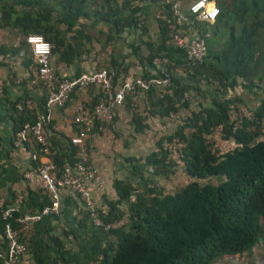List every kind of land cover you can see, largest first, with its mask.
<instances>
[{
    "label": "trees",
    "instance_id": "1",
    "mask_svg": "<svg viewBox=\"0 0 264 264\" xmlns=\"http://www.w3.org/2000/svg\"><path fill=\"white\" fill-rule=\"evenodd\" d=\"M86 1L0 0V27L18 29L23 34V41L30 33L42 35L51 44L50 59L53 57L54 63L65 65L89 53L92 40L103 49L111 41L121 39L123 32L139 30L136 40H141L146 32L144 22L148 10L145 6L132 5L137 0H122L120 4H116L115 0H101L94 8ZM148 1L155 4L156 40L140 41L145 54H142L139 42L130 44V47L138 60L142 77H146L149 69L154 67V57H165L168 61L166 66L171 91L159 96L152 88L144 97L151 112L160 117L171 111L187 110V114L181 117V123L164 138L178 136L185 142L182 169L190 180L172 193H164L161 187L144 181L143 166L155 175L172 170L169 167L171 164L165 163L166 154L161 147L163 138L156 141L157 149L142 161L129 158L136 183L115 179L116 199L108 202L107 210L98 209L103 222L117 220L124 214L127 216L122 226L103 232L107 239L100 249L99 263L211 264L222 256L236 253L249 255L251 246L262 239L264 233V130L259 126L264 101L253 109L252 120H243L240 127L232 131L228 106L239 103L241 98L236 95L226 97V91L237 84V78L242 87L250 90L254 79L259 82L264 77V56L259 55L264 52V41H256L254 29L247 28L244 16L250 9L262 11L264 0H228V4L226 0H214L219 9L214 22H195L205 34V54L202 61L194 66L186 65L184 53L172 44L165 21L155 18L157 0ZM234 21L242 23L237 36L232 25ZM258 23L263 26L264 18ZM97 25L104 26L105 30L95 29ZM219 25L223 28L228 26L229 41L220 54H212L206 30L208 27L219 28ZM68 32L71 33L69 37L66 36ZM100 34L104 35L103 39L99 38ZM125 58L122 56L119 59L115 53L109 52L105 67L113 69L117 79L128 74L132 67ZM29 63H32L31 59L27 60ZM189 68L191 74H188ZM78 74L79 71H76L73 75ZM199 78L204 79L207 86L204 92L197 86ZM184 92L189 97L182 99ZM190 92L195 99L201 93L203 96L208 93V103L203 105L197 101L196 108H189ZM133 110L136 111V108ZM9 111L15 114L13 137L23 123H32L37 112H30L29 117L30 110L23 105L18 108L15 101L10 102ZM141 120L140 115L135 113L134 131L142 130ZM98 123L95 122L94 128ZM219 123L223 124V139L227 141L230 138L234 143L225 152L212 150L203 137L210 127ZM185 127L190 128L188 133L184 132ZM49 144L54 151L56 167L60 168L73 159L74 147L69 139L64 143L62 152L50 141ZM210 177L217 182L204 181ZM134 190V200L129 201V195ZM47 203L48 197L41 189L29 190L23 195L22 206L30 211L39 210ZM120 204H124L125 209H120ZM18 214L15 212L13 216ZM83 219L88 220L85 210ZM3 223L0 218L2 237ZM11 223L17 225L13 221ZM55 245L60 251V244L56 241ZM25 246L26 250L30 248L28 244ZM45 247V244H32V264H46L43 256ZM61 256L62 251L59 252Z\"/></svg>",
    "mask_w": 264,
    "mask_h": 264
},
{
    "label": "built area",
    "instance_id": "2",
    "mask_svg": "<svg viewBox=\"0 0 264 264\" xmlns=\"http://www.w3.org/2000/svg\"><path fill=\"white\" fill-rule=\"evenodd\" d=\"M157 5L155 18L165 21L170 30L171 42L184 53L186 65L194 66L200 63L205 54V34L195 22H214L219 13L215 1L192 0L186 11L181 9L180 0H157ZM24 41L32 56V63L29 66L32 82L42 86L45 98L42 109L35 113L32 123H23L15 132L13 144L17 149L24 151L32 163L31 168L23 173V177L28 181H34L35 186L47 195L48 203L39 210L27 209L13 216L22 208L23 196L16 194L6 204L0 199V218L4 221L2 230L4 247L0 249V264H26L22 256L27 250L20 238L33 222L48 214H58L61 191H70L77 196L80 208L86 211L90 224L102 233L118 228L127 221V216L123 215L117 220L103 222L98 214V207L90 189L97 172L89 165L87 138L92 133L95 122H110L114 109L126 98L135 105L138 99L152 88L156 89L159 96L171 91L166 66L168 61L165 57L153 58L154 67L149 69L146 77L129 71L117 79L115 71L105 66L94 67L78 75L60 76L51 66V44L42 35L30 33L25 35ZM191 71L189 68L188 74H191ZM89 87L96 90V100L92 105L82 103L76 105L72 120L77 130L70 141L74 147V157L58 168L53 160L54 151L48 141L47 129L52 119V111L55 107L63 105L72 92L84 91ZM188 97L189 95L184 92L182 99ZM228 109L232 131L239 128L243 120L253 119V111L242 104L230 103ZM166 119L174 123L173 131L181 123V116L177 112H169ZM259 126L264 130V117L259 119ZM189 130V127H185L184 132L188 133ZM223 136L221 123L210 127L203 134L212 150L217 147L222 149L225 145L229 149L233 147L232 140L229 138L226 141ZM184 144L183 139L178 136L162 139L161 147L166 154L165 163L171 164L169 167H182ZM135 192L136 190L129 195V201L134 200ZM11 221L17 225L13 226ZM251 251L250 256L236 253L222 256L211 264H264V239L254 244ZM89 264H100L99 258Z\"/></svg>",
    "mask_w": 264,
    "mask_h": 264
},
{
    "label": "crops",
    "instance_id": "3",
    "mask_svg": "<svg viewBox=\"0 0 264 264\" xmlns=\"http://www.w3.org/2000/svg\"><path fill=\"white\" fill-rule=\"evenodd\" d=\"M180 4L181 9L186 11L188 4H184L183 0H180ZM132 5L145 6L146 9H150L151 6L155 7L154 2L148 0L145 2L137 0ZM70 35L71 33H66L67 37ZM91 44L93 45L89 53L83 54L78 61L69 65L54 63L52 57L50 61L54 72L60 76H72L76 71L80 74L94 67L105 66L100 63L98 55L94 52L99 48V44L94 40ZM116 55L120 56L119 53ZM28 59L32 61V56L28 45L23 41V34L11 26L0 27V80L2 84V92H0V199L4 204L9 203V200L16 194L23 196L29 190L38 189L34 181H28L23 177V173L31 168L32 163L28 155L13 144L15 114L9 111V104L14 101L18 108L23 105L26 110H30L29 117L32 114L30 112L34 113L42 108L45 92L39 83L32 82L33 78L29 69L31 63L27 64ZM130 69H133L130 71L134 73H139L140 65L135 64ZM257 83V88L252 87L248 94H245L241 81H237L236 85L242 88L239 87L237 90L234 88L235 85L233 89L228 88L226 97L238 95L242 100H245V97L250 98L254 104L260 100V104L262 100L264 101V77ZM198 85L205 86L200 83ZM202 94L199 95L198 100L205 105L208 103L207 96ZM191 99L189 108H196L195 102H191ZM95 100L96 90L89 87L84 91L72 92L63 105L53 109L52 119L47 129L48 141L59 152L65 149L64 143L68 139L71 141L77 130L72 120L76 105L79 103L91 105L90 103H94ZM138 102L140 106L134 111ZM150 109L144 96H141L135 105H132L129 98H126L114 109L112 120L98 123L88 136L89 165L97 172L90 184V189L98 209L107 210L108 202L116 199L113 188L115 179L136 183L131 173L132 163L128 159L136 158L142 161L147 154L157 149L155 136L162 132L173 131V122L168 121L166 116L160 117L152 113ZM176 112L180 116L185 113L184 110ZM135 113L142 118L141 131H134ZM143 167L144 181L149 185L156 186L162 183L166 179V174L170 173L168 171L155 175L149 173L146 166ZM118 207L125 209L124 204ZM25 210L27 208L22 206L19 213ZM21 239L30 247L22 256L26 264L33 262L31 246L34 243L46 245L43 253L46 264H89L100 256V249L107 238L105 239V234L92 226L88 220L84 221L83 210L80 208L77 196L70 191H61L58 214H48L33 222L29 230L22 234ZM56 241L60 244V251L55 247ZM3 247V237L0 233V249ZM61 251L63 256L59 257Z\"/></svg>",
    "mask_w": 264,
    "mask_h": 264
},
{
    "label": "rangeland",
    "instance_id": "4",
    "mask_svg": "<svg viewBox=\"0 0 264 264\" xmlns=\"http://www.w3.org/2000/svg\"><path fill=\"white\" fill-rule=\"evenodd\" d=\"M54 1L55 0H49V2H54ZM88 1H89V6L94 8V7H98V4L100 3L101 0H87L86 2H88ZM191 1L192 0H183V3L188 4ZM226 1H227L226 4H228V0H226ZM115 2H116V4H120L122 2V0H115ZM133 2H135V1H133ZM248 4H250L249 1H248ZM248 6H250V5H248ZM154 8H153V6H151L150 9H146V10H148V13L145 17V22H144L145 26H146V32H144L142 34L141 40H148V41H155L156 40L157 27H156L155 19L153 17V13L155 10ZM257 10L256 9H254V10L250 9V11L244 16L246 17L245 18L246 19L245 24L247 25V28H250V29L253 28L254 29L256 41L260 42V41H264V24L262 26L261 23H258V22H261L262 19L264 18V7H263L262 11H257ZM255 14H257L258 16L255 17ZM256 21H257V25H256ZM229 24H231V23L229 22ZM241 24L242 23L240 21L232 22V25L235 26V30H234L235 36L238 35ZM61 27H63V25H61ZM95 29L104 31L105 27L101 26V25H97V27ZM138 31H131L130 33L123 32L121 39L117 38V39L111 41L110 43L105 45V47L103 49L98 48L95 53L98 55L100 63L105 65V60L109 59V52H112L115 54L119 53L120 56L117 55L119 59L122 56H126L125 61H128L129 64L132 65V67L135 66V64H137L138 60H137L136 56H134L132 54L130 44L135 45L138 42L140 43V41H141L140 39L136 40L137 35H138ZM206 35H207V37L210 38L209 44L211 45L212 54L213 53L220 54L224 49H226L227 43L229 41V29H228L227 25L225 28H223L220 25H219V28L208 27L206 30ZM103 37H104L103 34L99 35L100 39H103ZM139 45H140V48H142V54H145L146 50L144 49V46L141 45V43ZM111 48H113V49H111ZM259 55L264 56V52L259 53ZM130 70H133V69H130ZM237 79H238V81H240L239 78H237ZM198 80L200 81V82L198 81V83L205 84L204 79L199 78ZM253 84H254L253 87L257 88V84H258L257 81H253ZM197 86H198L199 90H201L202 92H204L206 87H207L206 85H205L206 87L205 86L203 87V85L199 86L198 84H197ZM239 87H241V86L235 85L234 88L239 90L238 89ZM242 89L244 90L245 94H248L249 90L246 89V87H243ZM207 96H208V93H207ZM236 96H238V95H236ZM190 99H191V102H193V101L195 102L194 105L196 106L197 101H199V100L195 99L191 92H190ZM244 99L245 100L240 99L241 101L238 104H242L243 106L247 107L251 111H253V109L255 107H257L259 105V102H260V100H258L257 104H254V102L250 98L245 97ZM90 104L92 105L93 103H90ZM139 106H140V102L137 103L136 109L139 108ZM184 112L187 114V110L184 109ZM181 117H182V115H181ZM170 133L171 132H168V133L162 132L160 135L155 136V140L156 139L158 140L159 138H164V136H166V134H170ZM228 149H229V147L227 145H225L224 148H222V149L220 147H217L214 150H216V152L217 151L225 152ZM170 169H172V170L170 171L169 174H166V176H165L166 179H164V181L162 183L157 185L158 187H161L160 189L164 193L175 192L176 190H178L179 188L184 186L190 180L184 174L182 167H179V168L178 167H172ZM204 181L216 183L217 179L210 177V178H206ZM258 257H259V254H258Z\"/></svg>",
    "mask_w": 264,
    "mask_h": 264
},
{
    "label": "clouds",
    "instance_id": "5",
    "mask_svg": "<svg viewBox=\"0 0 264 264\" xmlns=\"http://www.w3.org/2000/svg\"><path fill=\"white\" fill-rule=\"evenodd\" d=\"M263 239H264V233H263V238H262V239H260V240H258V241H261V240H263ZM258 241H257V242H258ZM257 242H256V243H257ZM256 243H254V244H256ZM254 244H253V245H254ZM253 245H252V246H253ZM252 246H251V248H252ZM250 255H252V251H251V249H250V253H249V255H248V256H250Z\"/></svg>",
    "mask_w": 264,
    "mask_h": 264
}]
</instances>
